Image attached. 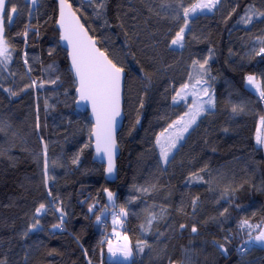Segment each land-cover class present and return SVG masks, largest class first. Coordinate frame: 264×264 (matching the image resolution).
Wrapping results in <instances>:
<instances>
[{
	"label": "trees",
	"instance_id": "16d2710c",
	"mask_svg": "<svg viewBox=\"0 0 264 264\" xmlns=\"http://www.w3.org/2000/svg\"><path fill=\"white\" fill-rule=\"evenodd\" d=\"M69 1L127 72L118 179L109 182L93 162L92 124L75 109L56 1L6 2L11 61L0 65V264H264V247H246L264 229V145L256 141L264 98L246 80L253 75L264 85V17L242 20L264 12V0H220L189 20L183 48L171 46L183 22L167 7L199 0H104L102 9L100 0ZM11 7L17 12L9 25ZM206 59L205 80L219 109L209 114L201 146L190 151L193 171L172 179L156 139L183 113L173 97L191 82L189 68ZM107 190L115 197L111 209ZM41 203L46 212L37 213ZM57 209L66 215L54 229ZM116 212L122 224H113ZM244 220L254 227L241 228ZM114 229L130 238V263L107 259Z\"/></svg>",
	"mask_w": 264,
	"mask_h": 264
},
{
	"label": "snow or ice",
	"instance_id": "6c2138e0",
	"mask_svg": "<svg viewBox=\"0 0 264 264\" xmlns=\"http://www.w3.org/2000/svg\"><path fill=\"white\" fill-rule=\"evenodd\" d=\"M6 2L11 4L12 0H0V65H7L11 61V50L8 43V39L5 36V5ZM95 0H88L89 4L94 3ZM220 0H199L197 3H193L190 7H182V14L185 18L189 17L190 14H195L197 12H203L204 10L212 11L218 5ZM32 4H36L37 0H31ZM60 5V19L58 21L60 27L63 29L62 40L67 41L71 46V63L75 75L77 77L78 84V93L81 101H90L92 104V110L96 115V129H95V138H96V152L104 153L107 157V172L109 174L113 173L115 170L114 157L116 151V141L114 138V125L115 118L120 115V100H121V75L123 69L117 67L112 60H110L105 52L100 51L96 47V42L92 37L88 36L87 30L79 22V17L76 16L75 12L72 10V5L67 2V0H59ZM98 8L104 7V0H100V3L97 5ZM17 9L11 7L9 9L7 22L9 25L12 24L13 18L12 14L16 13ZM253 16L257 18L264 17V12H255L252 11L251 15H247L246 18H242L243 23L250 24L252 23ZM188 27L187 21L185 22L184 27L175 34V38L171 40V45L183 46L182 42L184 39L185 28ZM27 36V32L23 34ZM260 43H264V40H259ZM260 52L264 53V48L260 49ZM27 63V59H25ZM208 63L207 59L204 60L202 64H199L200 69H204L205 65ZM247 83L255 91L259 93L260 98H264V85L261 81L253 75H249L246 78ZM55 83V81H52ZM207 81L197 80L196 84H206ZM189 88L188 84H184L180 91L176 93V96L173 97V100L176 101L177 98L181 100L187 99L186 90ZM195 86H193V89ZM185 93V95H182ZM15 95L16 93H12ZM192 95L196 98L192 101V106L189 109V113L185 115H191V119L187 122H184V118L181 117L180 121H175L173 124L169 125V128H174L177 124L183 123V126L178 129L175 137H168L167 143L168 146L165 148L161 144V140L158 137L156 143L161 145L162 157L165 162L168 161L169 153L172 149L176 148L177 140L183 138V134L188 131L189 127L195 123L196 117L205 111H209L214 107V95L209 92L207 87H202L201 92H196L193 90ZM207 97V99H203ZM207 106V107H206ZM238 109L236 106L233 107L232 111L237 112ZM260 123L264 126V117H261ZM167 131V129L165 130ZM161 136L164 133L160 134ZM256 141L258 144L264 145V137L261 136L259 130L257 132ZM73 163H78V159L74 160ZM195 175V174H193ZM202 180L203 177H197ZM49 194H51L49 192ZM112 193H108L109 199L112 198ZM195 203V201L193 202ZM61 212L60 223L54 224L52 227L61 228L66 213H63L62 209H57ZM91 211V208H90ZM37 213L46 212V205L41 203L36 209ZM121 214L127 216V212L122 210ZM152 219L150 218L145 230L148 231L151 228ZM100 217H97L99 222ZM37 223H34L31 228L35 229L38 226ZM114 225L122 224V221L119 218L114 219ZM185 227L181 225V228ZM241 228H253L247 220H244L240 224ZM259 227V226H255ZM197 228L192 227V232L195 233ZM115 232V229H114ZM117 240H122L123 243L119 244L118 250L123 254L124 257H130L132 255L131 249L128 246V237L120 235V233H115ZM109 243V252L113 251L111 241ZM259 244L261 247H264V229H262L258 235L255 237L249 236V240L246 242V247L251 248ZM138 247H140L138 243ZM222 251H227L223 245H221ZM142 251L143 248L140 247ZM243 251V250H242Z\"/></svg>",
	"mask_w": 264,
	"mask_h": 264
},
{
	"label": "rangeland",
	"instance_id": "374dc122",
	"mask_svg": "<svg viewBox=\"0 0 264 264\" xmlns=\"http://www.w3.org/2000/svg\"><path fill=\"white\" fill-rule=\"evenodd\" d=\"M30 4L32 5V7H34V6H36L37 3L34 5L31 3V0H30ZM167 8L169 11L174 12L173 16L176 17L177 24L178 23L180 24L183 22V24L180 26V28L184 27L186 21H187V24L189 27V20L191 18H194L198 15L211 13L214 10V9L212 11L204 10L203 12H197L195 14H190L189 17H187V18L183 17V20L181 22H179V19L183 16L182 12H180L181 7H179V5L176 4V5H171ZM188 27L185 28L184 39H185V33H186ZM184 39L182 42V44H183L182 47L179 45H171V46L174 48H183L184 47ZM262 44L263 43H260L259 45H262ZM256 48H257V46L254 45L253 49H256ZM189 70H190V72H189V76H188L189 79L188 80H190L191 82L187 83L189 85V88L186 90L187 99L181 100V99L177 98L176 101L173 100L174 106H177L178 108H180V110H182L183 113L181 115H179L177 118H175L170 124H173V122H175V121H180L181 117L184 118V122H187L188 120L191 119V115H185V113H189V109L192 106V101L196 98L194 95H192L193 90H195L196 92H201L202 87H207L209 89V92L214 95V107L211 110L205 111L196 117L195 123L192 124L191 127H189L188 131L183 134V138L177 140L176 148L172 149L171 152L169 153V158H168L167 162H165L163 160V157L161 154V152H162L161 145H159L157 143L155 144L157 147V151L160 155L161 161L163 162L166 169L171 173L170 177L172 179H176V176H178L179 172L180 173L184 172V175H186V176H184V179H186L187 174L190 173L191 170L194 168V166L192 167V164H191V166L189 165L190 164L189 163L190 162V151L194 147L201 146V141L204 138V136L206 135L207 131L209 130V124H208L209 114L212 112H216L219 109V105H220L219 101L216 98L215 93H214V91L211 88L209 83H206L203 85L196 84L197 80L206 81L205 77L208 74L207 68L204 67V69L202 70V69H200L199 64L196 63V64H192L191 67L189 68ZM193 86H195L194 89H193ZM249 87L251 88V90L253 92L259 94L251 86H249ZM180 89L181 88H179L178 91H180ZM178 91H176V93ZM176 93L174 96H176ZM182 95H185V93H182ZM203 99H207V97H203ZM169 125L166 127L167 131H165L166 130L165 129L162 132V133H164V135L161 136L159 134V136H158L161 140V144H163L165 148L168 146L167 138L170 136L175 137L178 129H180L183 126V123L177 124L174 128H169ZM259 133L261 134V136L262 135L264 136V126H262L261 123L259 126ZM191 167H192V169H191ZM152 217H154V219H155L154 215L150 216V218H152ZM154 219H152V222L154 221ZM115 233H120L121 237L125 236V235L128 237V246L131 249L132 255L130 257H124L123 256V254L118 250L119 244H122L123 241L122 240H120V241L112 240V239H116V237H115V238L109 239L106 242L107 259L110 261H114V262L130 263L133 259V256H134V252L132 249L130 238H129L128 234L123 232L121 229L115 230V232H113L112 235L116 236ZM109 241H111V244L113 247V251L111 253L109 252V243H108ZM257 245H259V244H257Z\"/></svg>",
	"mask_w": 264,
	"mask_h": 264
},
{
	"label": "water",
	"instance_id": "95a60500",
	"mask_svg": "<svg viewBox=\"0 0 264 264\" xmlns=\"http://www.w3.org/2000/svg\"><path fill=\"white\" fill-rule=\"evenodd\" d=\"M57 3V10H58V15H57V21H56V28L59 31V44L61 46L62 49H64L66 51L67 54V58H68V62H69V67H70V71L76 81V90H75V95H76V101H75V109L78 113H87L88 114V118L89 121L92 124V131H91V140H92V148H93V162L99 163L101 165H103L104 167V175L105 178L109 181V182H114L118 179V172H119V167H118V159L120 157L121 154V149H120V145L118 142V137L119 134L121 132V130L123 129L124 123H125V119H126V115H125V111H124V104H125V86H126V77H127V72L126 70H124L123 68V72L121 75V100H120V115L117 116L115 118V125H114V138L116 141V151H115V157H114V164H115V170L113 173L109 174L107 172V157L105 156L104 153H97L96 152V138H95V129H96V115L92 110V104L90 101H81L80 97H79V93L77 91L78 89V84H77V77L75 75V72L73 70L72 67V63H71V46L68 44L67 41H64L61 39L62 35H63V29L60 27L58 21L60 19V5H59V0H55ZM68 3H70L72 5V3L67 0ZM72 10L75 12L76 16L79 17V22L84 26V28L87 30V34L88 36L92 37L93 40H95L96 42V47L100 49V51L105 52L104 50L101 49L99 42L96 38H94L90 31L88 30V28L86 27V25L84 24L82 18L80 17V15L77 13V11L75 10L74 6L72 5ZM106 53V52H105ZM107 54V53H106ZM108 56V54H107ZM108 58L111 60V58L108 56ZM114 63V62H113ZM119 67V66H117ZM121 68V67H120ZM112 193L110 190L106 191V201H107V206L108 208H113L114 206V194L112 195V198L109 199L108 193Z\"/></svg>",
	"mask_w": 264,
	"mask_h": 264
},
{
	"label": "built area",
	"instance_id": "2783aa9c",
	"mask_svg": "<svg viewBox=\"0 0 264 264\" xmlns=\"http://www.w3.org/2000/svg\"><path fill=\"white\" fill-rule=\"evenodd\" d=\"M120 217H121L120 214L118 212H116L114 215V219L119 218V220H120ZM90 264H97V263L90 262Z\"/></svg>",
	"mask_w": 264,
	"mask_h": 264
}]
</instances>
